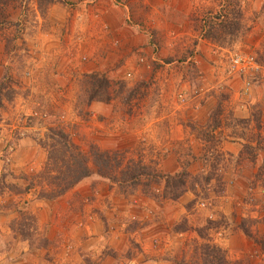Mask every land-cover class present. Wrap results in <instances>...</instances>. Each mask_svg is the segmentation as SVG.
Here are the masks:
<instances>
[{
    "label": "rangeland",
    "instance_id": "rangeland-1",
    "mask_svg": "<svg viewBox=\"0 0 264 264\" xmlns=\"http://www.w3.org/2000/svg\"><path fill=\"white\" fill-rule=\"evenodd\" d=\"M93 2L0 0V264H264V0H205L198 20L212 56L190 45L157 63L154 48L151 71L136 76L106 62L110 32ZM235 52L260 68L230 73ZM95 57L102 65L88 71ZM173 59L169 76L160 67ZM217 77L236 90L207 87ZM242 97L245 117L226 107ZM61 132L143 174L113 181L90 161L92 173L63 194L40 196ZM177 172L187 189L168 198L163 176Z\"/></svg>",
    "mask_w": 264,
    "mask_h": 264
},
{
    "label": "crops",
    "instance_id": "crops-1",
    "mask_svg": "<svg viewBox=\"0 0 264 264\" xmlns=\"http://www.w3.org/2000/svg\"><path fill=\"white\" fill-rule=\"evenodd\" d=\"M135 1H138L140 6L139 9L141 12L139 14H135L137 6L134 7L132 0H124L125 3L120 5L115 4L112 0H95V2L88 7V9L96 8L98 11L99 28L104 26L109 28V53L106 55V62H108V64L117 66L122 63L120 68L129 72L131 71L132 75L136 76L138 73L143 75L144 71H151L152 65L150 66V62L153 63V60L150 54L154 48L155 54L152 56L157 63L163 62L161 59L164 57H180L179 54L181 52H184L181 54V57H183L190 45H195V47L198 46L200 49H197L198 53L196 57H201V55L205 53L206 57L210 55L211 52H206V43L210 44V41L206 40V37L201 34L203 25L198 20L200 13H202V10L198 8L201 7L202 3H205V0ZM196 18L197 23L194 25L193 21ZM140 28H144V30L142 29V31H140ZM149 32L153 34V38L152 35H149ZM96 36L98 35L96 34ZM91 41L94 42L95 39H91ZM99 42H101V40H99ZM101 44L104 46V41H102ZM100 47L101 46H99V49ZM99 51L102 53L101 50ZM137 53L143 58V62L135 66L134 62H136L135 57L138 56L136 55ZM210 56H212V54ZM157 63H154V67ZM173 63H175V59L168 61L160 68H165L166 71L170 69L169 76L173 74L176 75V72L172 70L176 69ZM87 65L89 70L86 69L88 71L96 70L100 68L102 62L100 58L95 57V59H89ZM180 65H182L184 70V61H181ZM207 72L206 76H214L215 68L212 66ZM165 76L164 73H161L160 76L158 74L156 83L161 85ZM217 78V80L209 78L206 82L207 87L220 86V83L224 82V85L227 86L224 87V89L229 90L230 87L233 91L236 90L234 85L228 84L230 82L229 80L224 81V78L221 79L222 77ZM181 86L185 89H189L185 84ZM185 89L183 93L186 95L187 91ZM207 91L206 89V113H208L214 105V93L210 90ZM241 100L240 102H235V100L226 102L228 103L226 107L232 109L235 115L245 117L248 114L247 111L250 110V108H247V106H250V103L246 104L244 97H242ZM251 101L252 100H250V102ZM220 130L221 128L215 130V132L218 133ZM234 139L238 138L235 137ZM235 144L237 145L236 151L240 150V145L234 143V145ZM232 145H225V147H229L230 149Z\"/></svg>",
    "mask_w": 264,
    "mask_h": 264
},
{
    "label": "trees",
    "instance_id": "trees-1",
    "mask_svg": "<svg viewBox=\"0 0 264 264\" xmlns=\"http://www.w3.org/2000/svg\"><path fill=\"white\" fill-rule=\"evenodd\" d=\"M0 14H2L1 10ZM0 24L2 23L0 22ZM90 75H97V73H92ZM103 79L106 84V78L103 77ZM108 98L109 96L105 97V99ZM257 127L260 126L257 125ZM59 144H61V147H64V149L58 148L57 145ZM54 146L55 148H51L48 153L46 167H44L42 172L40 171L38 174L39 178L44 175V177L50 179V182L46 183L42 188V192H40V196L48 199L60 196L82 178L91 174L93 170L90 167V161L95 166V173L107 178H111L117 171H119L122 177L127 175L131 179L138 177L139 174H143L142 172H135V170H131L129 167H114L110 156L111 154H109L108 151L95 150L89 154L84 153L77 145L68 140V137L62 132L61 134H58L56 143L52 144V147ZM262 160L264 161V155ZM147 174L149 173H146V175ZM186 175L185 172L164 175V196H168V198H176L184 192L187 189L185 180ZM56 179H60L61 181L54 182ZM112 180L115 181L114 176L112 177ZM33 185H35V182L30 183L25 189L27 190ZM216 258L217 257L212 256V260H209L208 264H229L224 256L221 257L220 262H217L218 259Z\"/></svg>",
    "mask_w": 264,
    "mask_h": 264
},
{
    "label": "built area",
    "instance_id": "built-area-1",
    "mask_svg": "<svg viewBox=\"0 0 264 264\" xmlns=\"http://www.w3.org/2000/svg\"><path fill=\"white\" fill-rule=\"evenodd\" d=\"M259 68L260 65L248 53L235 52L230 56V73L246 74Z\"/></svg>",
    "mask_w": 264,
    "mask_h": 264
}]
</instances>
